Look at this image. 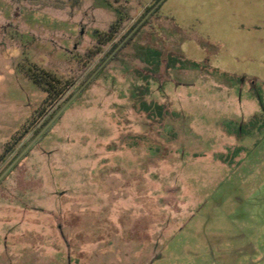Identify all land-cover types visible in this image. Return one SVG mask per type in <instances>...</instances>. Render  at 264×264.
I'll use <instances>...</instances> for the list:
<instances>
[{"label": "rangeland", "instance_id": "obj_1", "mask_svg": "<svg viewBox=\"0 0 264 264\" xmlns=\"http://www.w3.org/2000/svg\"><path fill=\"white\" fill-rule=\"evenodd\" d=\"M81 5L55 18L0 0V141L28 130L15 150L54 107L26 69L66 78L80 25L106 18ZM197 21L175 22L165 92L101 73L0 181V264H264V42ZM219 122L242 131L223 139Z\"/></svg>", "mask_w": 264, "mask_h": 264}, {"label": "trees", "instance_id": "obj_2", "mask_svg": "<svg viewBox=\"0 0 264 264\" xmlns=\"http://www.w3.org/2000/svg\"><path fill=\"white\" fill-rule=\"evenodd\" d=\"M5 1L10 3L15 1L18 5L29 6L34 9V11L50 14L55 18L70 16V9L76 11L82 6L81 0ZM94 1L96 0H89L91 3L90 6H92ZM100 1L102 6L99 9L102 10L99 16H104L106 18L101 22L96 20L93 26H89L88 23L80 25L79 32L73 40V46L71 49V53L77 56L78 59L75 66L69 70V74L66 78L58 77L54 73L42 68L34 67L26 69V77L45 94L44 101L48 102L50 107H54L51 112L42 119L40 124L32 131V133H30L27 140L22 143L19 148L16 150L14 149L22 136L26 135L28 131L26 128H22L16 136L4 145V151L0 154V163L4 162L6 157L9 158L1 167L0 174L14 160L27 143L43 128L51 117L61 108V106L72 96V94L88 79V77L115 50V48H117L128 33L149 12L158 0H153L150 4L148 3V0ZM159 8L160 6L144 20L140 27L114 53L110 60L102 67L85 89L90 87L93 84V81L101 73L113 69L118 70L123 76H133V78H137L136 80L143 81L145 83L144 90L146 92H149V86L151 83H157L158 89L162 91L163 80L161 77L165 70L175 66L177 60L176 58L170 56L162 58V53L166 51L169 44L165 42L162 36L163 34L160 31L161 28H163V20L157 17L156 13ZM89 27H92V38L87 41L85 39V35L87 34ZM156 27L160 30L157 31ZM82 45H85V47L83 48ZM130 96L131 100L134 101L132 107L137 112L149 110L150 112L147 115L153 116L155 111H157L158 116L162 119V106L155 104L149 105L148 103L143 102V99L139 100L134 93H131ZM154 119L157 120V118ZM51 127L41 136V138L46 135ZM169 127V132H172L174 130V126L169 125ZM16 165L12 169H14Z\"/></svg>", "mask_w": 264, "mask_h": 264}, {"label": "crops", "instance_id": "obj_3", "mask_svg": "<svg viewBox=\"0 0 264 264\" xmlns=\"http://www.w3.org/2000/svg\"><path fill=\"white\" fill-rule=\"evenodd\" d=\"M166 1V0H165ZM167 12L172 15L166 16L167 19L163 20V38L169 47L166 49V56L172 57V42H176L180 37L179 24H176L177 19L184 22H198L197 19H203L205 21H210L211 27H233L236 34L245 36L246 34H251L255 36L259 42H264V0H168ZM157 17H165L157 13ZM177 18V19H176ZM176 22V23H175ZM156 30L159 29L156 27ZM165 33V34H164ZM186 33V32H185ZM186 36L189 38H184L180 40V50L183 49L184 43H196V34L194 32H187ZM169 53V54H168ZM181 53V52H180ZM181 55V54H180ZM183 56L181 55V59ZM170 81V80H168ZM167 81V82H168ZM166 85H163V91L165 92ZM153 89V87H151ZM251 100V99H250ZM253 116L248 117L245 122H250ZM186 118L188 116L186 115ZM188 123L191 125V119L188 118ZM244 122V121H242ZM235 123V122H234ZM233 123V124H234ZM215 123L218 126V130L223 135V139H236V133L242 131V128H236L233 126L232 122L226 123ZM232 124V126H229ZM27 135V134H26ZM4 138V137H3ZM8 140V137L1 139V145H4ZM240 152L243 147L242 145L235 146L230 144L229 147L234 149V147ZM223 153V152H220Z\"/></svg>", "mask_w": 264, "mask_h": 264}, {"label": "water", "instance_id": "obj_4", "mask_svg": "<svg viewBox=\"0 0 264 264\" xmlns=\"http://www.w3.org/2000/svg\"><path fill=\"white\" fill-rule=\"evenodd\" d=\"M165 0H158L149 12L138 22V24L128 33L123 41L115 48V50L100 64V66L88 77V79L72 94V96L61 106V108L51 117V119L43 126V128L27 143V145L20 151L14 160L3 170L0 174V181L10 172V170L24 157V155L34 146V144L41 138V136L53 125V123L60 117L65 109L75 100L81 91L91 82L102 67L110 60L114 53L124 44V42L140 27L144 20L152 14Z\"/></svg>", "mask_w": 264, "mask_h": 264}]
</instances>
